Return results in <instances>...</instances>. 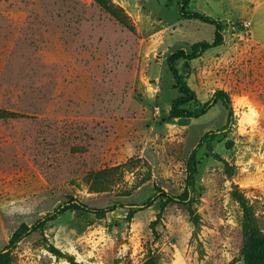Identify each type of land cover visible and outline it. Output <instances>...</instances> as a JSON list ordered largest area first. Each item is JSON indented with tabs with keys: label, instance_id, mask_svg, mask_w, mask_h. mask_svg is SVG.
Returning a JSON list of instances; mask_svg holds the SVG:
<instances>
[{
	"label": "rangeland",
	"instance_id": "rangeland-1",
	"mask_svg": "<svg viewBox=\"0 0 264 264\" xmlns=\"http://www.w3.org/2000/svg\"><path fill=\"white\" fill-rule=\"evenodd\" d=\"M113 1L134 30L95 0H0V264H248L264 235V0L191 1L225 41L180 71L201 104L222 89L234 110L191 185L193 150L229 111L171 117L167 58L216 27L183 18V0ZM158 188L191 199L137 206ZM71 198L133 213L67 210L6 248Z\"/></svg>",
	"mask_w": 264,
	"mask_h": 264
},
{
	"label": "trees",
	"instance_id": "trees-1",
	"mask_svg": "<svg viewBox=\"0 0 264 264\" xmlns=\"http://www.w3.org/2000/svg\"><path fill=\"white\" fill-rule=\"evenodd\" d=\"M100 6H102L108 13H110L119 23L126 26L127 28L134 30L135 25L132 20L131 15L126 11V9L120 4L114 2L113 0H95ZM192 0H183L181 3V15L186 19H198L203 22L211 23L215 25V34L212 40H204L194 43L190 49L181 47L174 50L168 55V65L171 72L173 73L174 79L176 81L175 86L179 90V95L173 100L170 116L173 118L178 117H200L206 114L217 102L221 100L229 111V117L226 125L219 130L208 131L200 140L198 146L193 150L188 163V185H191L196 173L198 172V160L197 153L198 150L206 141L214 140L218 137L221 132H226L227 128L233 122L234 110L231 104V99L229 95L222 89L217 90L213 97L205 103H200L197 93L194 89L190 87L185 77L180 71L179 62L180 61H190L192 59L200 57L206 50L219 46L225 41V31L224 24L222 20L217 19L205 12H200L190 9V4ZM197 103L196 108H191L189 105ZM158 197H164L170 201L188 203L191 199L189 190L184 194L176 196L172 193L165 191L162 188H158L155 194L147 199L142 204L137 206L142 208H147L152 205L153 200ZM242 205L246 214V217L250 219L253 217V207L248 204L245 200L242 201ZM126 207L129 209L130 214L133 213L131 205L123 203H114L106 207H94L90 206L76 198H71L69 201L58 206L54 211L49 212L47 215L39 219L33 226L23 225L19 232L13 237L10 243L7 245V249H10L18 244L26 235L38 227L43 226L47 221L54 219L55 216L60 212H65L67 210H82L86 212L94 213L98 216H103L106 213L116 210L118 208ZM249 221V220H248ZM251 224V221H249ZM250 232L256 230V227H252ZM257 245L253 250V253L249 256L248 264H264V235H257L256 239Z\"/></svg>",
	"mask_w": 264,
	"mask_h": 264
},
{
	"label": "crops",
	"instance_id": "crops-1",
	"mask_svg": "<svg viewBox=\"0 0 264 264\" xmlns=\"http://www.w3.org/2000/svg\"><path fill=\"white\" fill-rule=\"evenodd\" d=\"M193 1V0H192ZM192 3V2H191Z\"/></svg>",
	"mask_w": 264,
	"mask_h": 264
}]
</instances>
